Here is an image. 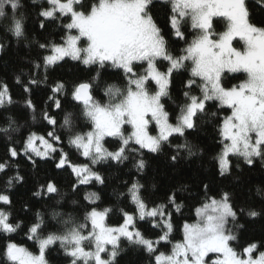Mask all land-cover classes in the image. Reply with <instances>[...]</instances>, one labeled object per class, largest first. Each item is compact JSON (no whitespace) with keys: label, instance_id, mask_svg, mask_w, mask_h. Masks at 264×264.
Segmentation results:
<instances>
[{"label":"snow or ice","instance_id":"snow-or-ice-1","mask_svg":"<svg viewBox=\"0 0 264 264\" xmlns=\"http://www.w3.org/2000/svg\"><path fill=\"white\" fill-rule=\"evenodd\" d=\"M46 3L47 7H42L38 13L43 18L40 27H45L46 20L57 21L67 17L69 22L62 24V27L69 34L62 37L63 43H39L38 47L48 54L42 57V63L34 62L35 69L43 67L46 72L50 66L70 57L85 66L99 64L103 67L105 63H110L111 66L122 69L127 78L125 90L114 84L107 86L105 95L109 97V101L106 104L94 100L91 83L75 84L71 90L72 99L83 105L80 115L90 121L92 127L90 131L70 135L68 144L80 150L91 161L92 166L108 161L123 163L128 160L129 152H135L141 158L133 166L138 172H143L146 161L142 158L141 150L146 149L155 154L162 152L166 144L176 149L175 154L170 157L172 162L177 161L180 150H187L189 156L194 155L192 145L187 141L172 145L169 138L174 135L183 137L187 130L195 129V118L205 113L210 101H217L219 107L226 106L230 109V114L220 120L218 129L222 145L215 157L219 175L230 173V156L242 157L248 166H252L257 158L264 161V23L254 22L247 0H159L160 4L171 6L167 25L172 35L186 40L181 30V22L186 17H190L192 28L198 30L191 42H186L187 46L180 55H173L168 51V41L153 14L156 0H96L90 6L84 5L82 0H46ZM255 3L264 9V0H255ZM6 7L10 9L11 15L6 12ZM20 8V0H0V18L8 19L7 31L16 38L25 35V17L18 12ZM213 17L223 18L226 30L216 33L213 30ZM73 29L77 31V35L71 34ZM82 38L87 41V46L83 48L78 46ZM237 39L243 42L242 50L233 46ZM2 49L3 45L0 44V50ZM157 59L168 62L166 72H161L156 67ZM187 61L191 62V68L190 78L184 85L186 103L180 109L177 122L172 124L161 98L168 95L173 72L185 68ZM134 62L147 63L144 74L137 75ZM239 72L245 73L246 79L231 86L223 83L225 73ZM98 77L99 72L94 79ZM196 78L201 81L198 85L201 93L199 96L191 94L193 86L197 85ZM46 80V75L43 80L32 76L22 85L23 90L30 93L32 86H38ZM150 80L158 86L154 93H150L146 87ZM16 83H22L19 76L16 77ZM51 93L48 100L55 109H61L59 96L66 94V85L56 82L51 87ZM12 103L9 86L0 82V107ZM25 103L35 113L36 106L32 100L27 99ZM211 115L215 117L217 113L213 112ZM42 118L51 126V130L46 134L30 131L20 151L9 146V157L15 159L22 154L35 166L37 158L54 159V154L59 153L55 167L71 169L76 177L73 191L79 185L93 181L103 185L105 179L100 172L89 164L71 162L68 153L57 147L61 143V135L56 132V118L46 110L43 111ZM35 119L34 115L33 120ZM9 120V127L0 128V132L7 134L10 128L17 131L12 128L15 121L11 118ZM73 120L74 114L66 112L60 127L71 132ZM151 121L158 128L157 135L149 134L148 126ZM124 125H131L132 128L127 135L123 130ZM105 137L118 138L119 146L114 151L104 148L102 141ZM133 144L139 147H131ZM8 167V160L0 162V172H5ZM23 180L24 177L17 173L9 178L7 187L10 189L14 181L20 183ZM143 187L139 181H133L128 187V196L135 210L130 213L120 209L123 223L119 227H108L104 222L107 214L112 211L111 208L103 211L92 208L84 217L86 223L75 224L69 217L62 221V232L43 235L44 219L37 212L36 222L26 226V234L29 240H35L38 244L39 254H33L24 246L9 240L3 255L10 264H48L46 249L59 242L65 255L72 258L70 264H78L79 261L83 264H115L120 252V240L124 238L130 245L140 246L152 255L154 264H208L206 257L210 253L217 254L211 264H264V251L259 252L258 257H253L258 248L256 243L247 244L242 252H238L230 243L238 240L239 230L244 227L238 222L239 214L256 218L261 213L246 211L244 208L237 210L228 191L221 192L219 198L207 195V184L203 185L206 200L196 209L198 222L184 223L183 240L173 244L170 254L157 252V245L162 241L171 243L169 236L173 227L172 213L167 210L169 205L176 212H180L183 205L177 202L174 191L168 195L166 204L150 207L141 195ZM257 191L260 192L259 189ZM53 194H59V189L52 180L41 184L32 193L37 198ZM84 199L94 204L100 196L96 192H89ZM11 204V197L0 192V205ZM59 215L54 213L53 218ZM146 219L150 220L153 228L161 229V234L155 240L146 237L136 227L137 220ZM23 224L22 220L14 222L12 213L0 207V233H16ZM86 242L92 246L90 250L85 249ZM108 245H111V250L106 247ZM106 252L108 259L101 255Z\"/></svg>","mask_w":264,"mask_h":264},{"label":"trees","instance_id":"trees-1","mask_svg":"<svg viewBox=\"0 0 264 264\" xmlns=\"http://www.w3.org/2000/svg\"><path fill=\"white\" fill-rule=\"evenodd\" d=\"M83 4L90 6L96 0H82ZM21 8L18 10L25 17V35L21 38L14 37L7 31L8 19L0 18V44L3 49L0 50V82L9 86L13 103L0 107V128H8L11 118L15 123L12 131L6 134L0 132V162L8 160L9 167L5 172H0V192L6 193L11 197V206H3L6 211L12 213L13 221L22 220L24 224L16 233H0V264H10L3 255L4 248L9 240L16 242L27 248L33 254H39L38 244L35 240H29L26 234V226L36 222V213L42 214L44 227L42 234L49 232H62L64 226L63 220L71 217L75 224L86 223L84 217L87 212L95 208L97 211H103L105 208H111L105 218V224L108 227H119L123 223V216L120 209L128 212H134L135 206L131 203L128 196V187L133 181H139L144 185L141 189V195L149 206L161 203H167V197L172 192H176L177 202L182 203L180 212H176L170 205L168 211L172 213L171 223L173 230L169 236V242L162 241L157 245V252L170 254L173 244L183 240V225L185 222L194 223L197 220L196 209L206 200L203 185L207 184L209 190L207 195L216 196L223 191H228L232 196L234 206L247 210H255L261 213L256 218H249L241 213L238 222L244 227L239 230L238 240L230 242L238 251L242 252L244 246L249 243L258 245L257 252L264 251V161L256 159L252 166L244 163L242 157L230 156L232 167L230 173L225 176L219 175V168L215 157L220 152V136L218 133L219 123L223 116L230 114L227 107H219L217 101H210L207 104L204 114H199L196 119V128L189 129L183 137L172 136L170 142L172 145L181 144L187 141L192 145L195 153L189 156L187 150H180L177 161L172 162L170 157L175 154L176 149L164 145L163 151L151 153L147 150H141L143 159L146 161V167L143 172H138L133 166L140 157L138 153L129 152L128 160L123 163L108 161L92 166L91 161L84 157L79 150L68 144V138L75 132H87L91 130V122L85 119L80 113L83 105L76 102L71 97V90L75 84L88 82L92 84V96L94 100L101 104H106L109 97L105 95V89L108 85L114 84L125 90L127 87V78L120 69H115L110 64L100 67L99 64L90 66L83 65L80 61L65 59L62 62L50 66L47 71L41 67L35 69L34 62L42 63V57L48 52L38 47L39 43L57 44L63 43L62 37L68 35V31L62 27V24L69 22V18L62 20L44 21L45 27H40L43 19L38 15L42 7H47L45 0H20ZM250 10L253 12V20L256 23H264V9L259 8L255 0H247ZM79 8V6H77ZM170 5L160 4L156 0V7L153 9L154 18L162 28L165 39L168 41V51L173 55L182 54V49L187 46L186 42L198 34L197 29L191 26V19L186 18L181 22V30L185 34L186 40H180L171 34L167 25V16L170 12ZM6 12L11 15L10 9L6 7ZM213 30L216 33L226 30V21L222 18H216L212 21ZM240 42L236 41L235 46L240 47ZM158 69L166 72L168 64L159 62ZM144 67L136 68V72L142 73ZM190 62H186V67L175 71L171 77V83L168 87V95L162 100L164 110L168 113L169 122L175 124L180 115L181 107L186 103L183 93L186 90L184 85L190 78ZM97 72H99L98 79ZM47 80L38 86H32V91L26 93L23 90V84H26L30 77L36 76ZM19 76L21 84L16 83V77ZM246 79L245 74L225 73L223 83L226 86L237 84ZM63 82L66 85V94L60 95L61 109H55L48 97L52 95L51 87L56 82ZM193 86L192 95L199 96L200 88ZM153 84L149 83L148 88L151 93ZM31 99L36 106L35 113L28 109L25 101ZM48 111L50 115L57 120L56 132L61 135V143L58 148H63L68 153L69 160L76 164H89L95 171L100 172L104 177L103 185L95 181L86 185H79L73 191V184L76 183V177L72 174L70 168L57 169L55 167L56 158L59 153L54 154V159L40 160L33 166L29 160L19 155L11 159L8 155L9 146H14L20 151L23 147V141L30 131H36L40 134H46L51 130V126L42 118L43 111ZM66 112L74 114L73 128L69 132L66 128H61L63 116ZM216 112L213 117L211 113ZM36 119L33 120V116ZM125 135L131 132V129L124 127ZM155 131V130H154ZM9 136L11 139H9ZM103 147L114 151L119 146L118 138L106 137L102 141ZM138 148V145H130ZM237 165H239L237 167ZM17 173L24 177L20 183L13 182L12 187H7L9 178ZM48 180L55 182L59 189V194L52 196L35 197L32 195L41 184ZM257 189L260 190L258 193ZM96 192L100 199L94 204H90L84 199L85 194ZM123 194V195H121ZM27 207V211H25ZM54 213L60 215L53 218ZM91 225L89 223V229ZM136 227L148 238L155 240L161 234L160 228H153L150 220H137ZM86 250L92 248L87 242L84 245ZM45 258L48 264H70L71 257L66 256L59 242L46 249ZM108 259L107 253L103 256ZM81 264V263H78ZM115 264H154V257L146 252L142 247L130 245L126 239L120 240V252L116 257Z\"/></svg>","mask_w":264,"mask_h":264},{"label":"rangeland","instance_id":"rangeland-1","mask_svg":"<svg viewBox=\"0 0 264 264\" xmlns=\"http://www.w3.org/2000/svg\"><path fill=\"white\" fill-rule=\"evenodd\" d=\"M42 1V0H41ZM46 1V0H45ZM186 18H190V17H186ZM185 18V19H186ZM216 18H221V17H213V20L214 19H216ZM223 19V18H222ZM212 20V21H213ZM69 34V33H68ZM71 34L72 35H77L78 33H77V31L75 30V29H73L72 31H71ZM236 41H239L238 39L236 40ZM236 41H234L233 42V46L234 47H236L235 46V42ZM240 42V47L238 48V49H243V42L242 41H239ZM79 47H86L87 46V41L84 39V38H82L81 39V41L79 42V45H78ZM65 59H71L70 57H65L63 60H65ZM63 60H61V61H59V62H57L56 64H58V63H60V62H62ZM71 60H73V59H71ZM73 61H79V60H73ZM159 62H163V63H167L168 64V62L167 61H164V60H162V59H157L156 61H155V63H156V67L158 66V63ZM190 62V61H189ZM105 64H110V63H105ZM111 65V64H110ZM190 65H191V62H190ZM113 67V66H112ZM133 67H134V70H135V72H136V68L138 69V67H144L143 68V70H142V73L141 72H139V73H137V75H142V74H144V72H145V69L147 68V63L146 62H134V64H133ZM115 69H120V68H116V67H114ZM158 68V67H157ZM120 70H122V69H120ZM123 71V70H122ZM161 71V70H160ZM161 72H163V71H161ZM230 74H245V73H243V72H239V73H230ZM246 75V74H245ZM197 79V81H200L199 80V78H196ZM201 82V81H200ZM149 83H152L153 84V86H152V89H153V93L157 90V88H158V86L155 84V82L154 81H149L148 83H147V85H146V87L148 88V84ZM169 87V86H168ZM148 91H149V88H148ZM150 92V91H149ZM151 93V92H150ZM165 97V96H164ZM164 97H162L161 98V103H162V100H163V98ZM226 107V106H225ZM149 119H150V117H149ZM126 126H128L130 129H131V131H132V128H131V125H124V127H126ZM155 130V131H154ZM148 131H149V134L150 135H157L158 134V128L156 127V125H155V122L154 121H151L150 123H149V126H148ZM106 138V137H105ZM104 138V139H105ZM146 150V149H145ZM80 151V150H79ZM81 152V151H80ZM230 158V157H229ZM198 219H199V217L197 216V220H196V222H194V223H197L198 222ZM190 224H193V223H190ZM109 250H111V245H108V246H106ZM107 253V252H106ZM106 253H102L101 255H102V257L104 256V254H106ZM258 255H259V253L257 252V250L253 253V257L255 258V257H258ZM217 258V254H214V253H210L209 254V256L208 257H206V260L208 261V264H211V261L212 260H214V259H216ZM78 263H81V264H83V262L82 261H79Z\"/></svg>","mask_w":264,"mask_h":264},{"label":"water","instance_id":"water-1","mask_svg":"<svg viewBox=\"0 0 264 264\" xmlns=\"http://www.w3.org/2000/svg\"><path fill=\"white\" fill-rule=\"evenodd\" d=\"M91 91H92V89H91ZM92 94V93H91Z\"/></svg>","mask_w":264,"mask_h":264}]
</instances>
